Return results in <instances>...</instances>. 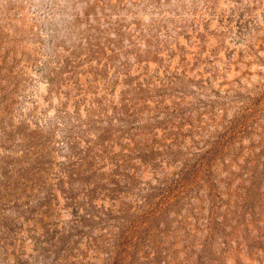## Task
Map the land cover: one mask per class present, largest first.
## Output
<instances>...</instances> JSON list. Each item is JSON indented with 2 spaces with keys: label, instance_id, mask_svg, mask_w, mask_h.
<instances>
[{
  "label": "rangeland",
  "instance_id": "rangeland-1",
  "mask_svg": "<svg viewBox=\"0 0 264 264\" xmlns=\"http://www.w3.org/2000/svg\"><path fill=\"white\" fill-rule=\"evenodd\" d=\"M0 264H264V0H0Z\"/></svg>",
  "mask_w": 264,
  "mask_h": 264
}]
</instances>
